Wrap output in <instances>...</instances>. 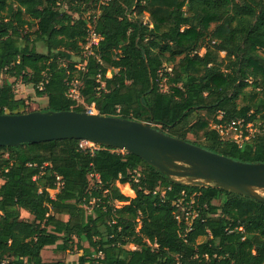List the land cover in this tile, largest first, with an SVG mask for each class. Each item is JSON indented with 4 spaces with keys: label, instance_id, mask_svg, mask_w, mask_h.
<instances>
[{
    "label": "trees",
    "instance_id": "trees-1",
    "mask_svg": "<svg viewBox=\"0 0 264 264\" xmlns=\"http://www.w3.org/2000/svg\"><path fill=\"white\" fill-rule=\"evenodd\" d=\"M94 16L103 40L85 59ZM4 75L15 81L0 85V115L29 113L21 81L48 99L42 112L153 116L173 138L264 164V0H0ZM73 82L81 104L68 95ZM240 121L262 131L242 146L213 128ZM80 144L0 147V264H264V204ZM191 206L198 217L187 220ZM52 247L81 255L46 262Z\"/></svg>",
    "mask_w": 264,
    "mask_h": 264
},
{
    "label": "water",
    "instance_id": "water-1",
    "mask_svg": "<svg viewBox=\"0 0 264 264\" xmlns=\"http://www.w3.org/2000/svg\"><path fill=\"white\" fill-rule=\"evenodd\" d=\"M146 123L75 111L0 115V147L60 140L91 142L136 155L175 183L217 187L264 204V164L235 161Z\"/></svg>",
    "mask_w": 264,
    "mask_h": 264
},
{
    "label": "built area",
    "instance_id": "built-area-1",
    "mask_svg": "<svg viewBox=\"0 0 264 264\" xmlns=\"http://www.w3.org/2000/svg\"><path fill=\"white\" fill-rule=\"evenodd\" d=\"M112 0H99L100 5H107L108 3H110ZM97 20H98V16H94L89 20V24H88V39H87V43L84 46V58L87 59L88 57H90L91 55H93L94 53V49L97 48L100 44V42L103 40L102 37L97 33ZM79 69L85 70L86 68V63H81L78 65ZM171 71V69L169 70ZM38 90L39 91H43L44 90V84H40L38 86ZM69 97L75 101H77V104H81L82 100L80 97V93H79V83L78 82H73L71 84V88L69 91ZM87 114L89 115H95L98 114L97 111L95 110L94 106L91 108H88ZM213 128L215 130H217L218 132H220L221 136L223 137V139L225 140L226 137L231 133V132H235V134L238 135V138L234 141H236L240 146L243 145V143L245 141L250 140L251 138H249V136H252L253 134H250V131L252 128H255V126L253 124H249L247 126H245L243 121L237 122V123H232L230 125H214ZM261 133V132H260ZM241 139V141L243 142L242 144H240L239 140ZM233 140V138H232ZM91 143V142H86V141H81L80 147L81 148H89L91 151H94L96 149H98L100 146ZM96 179H99L98 176H96ZM60 180V178H59ZM59 188L61 187V184H59L58 186ZM182 206V202L179 203V207ZM183 211H186V219L188 220L189 218L191 219H196L198 217V213L197 211L193 210V207L191 206L189 209H186L185 207L182 208ZM179 219V217H178Z\"/></svg>",
    "mask_w": 264,
    "mask_h": 264
},
{
    "label": "rangeland",
    "instance_id": "rangeland-1",
    "mask_svg": "<svg viewBox=\"0 0 264 264\" xmlns=\"http://www.w3.org/2000/svg\"><path fill=\"white\" fill-rule=\"evenodd\" d=\"M14 1V0H13ZM65 10H67V8L65 7ZM77 17V16H75ZM39 52H46L42 47L39 48ZM205 51L202 50L200 52V55H204ZM109 77V76H108ZM6 80L10 81V82H14L15 80L12 79H7V77L4 75L3 77H0V82L1 84H3ZM22 83L24 85L23 82L21 81H18V83L15 84V92H16V95L18 98H21V99H25L27 100V105H28V109L27 111L30 113V112H35V111H41L42 110L44 111L46 108H47V101L44 99V98H38L36 96V92L34 90V88L32 86H26L24 85V87H22ZM161 90L162 92H168L169 88L168 86L164 83H162V87H161ZM260 124L258 126H256L255 128H252L251 131H250V134H253L252 136H249V138H253L256 136V134H259L261 131V128H260ZM160 129V128H159ZM166 132V131H165ZM194 142L196 141L193 137H190ZM235 140V138L237 139L238 138V135L235 134V132H231L225 140ZM240 144H242L243 142L241 141V139H238ZM97 148V146H96ZM122 152V151H120ZM122 190H123V193L126 195V196H129V197H134L133 193L130 191V188L129 186L123 188L122 187ZM56 194V191L54 192H51V195L54 196ZM264 196V194H263ZM219 204V203H217ZM118 206L119 205H122V204H117ZM22 218L23 219H27L29 220V215H27V213H22ZM81 255V253H75V254H71V253H66V254H63V253H57L56 252V249L55 247H52V248H49L47 249L44 254H43V257H44V260L46 262H56V261H62V262H65V263H73L75 261L78 260L79 256Z\"/></svg>",
    "mask_w": 264,
    "mask_h": 264
},
{
    "label": "crops",
    "instance_id": "crops-1",
    "mask_svg": "<svg viewBox=\"0 0 264 264\" xmlns=\"http://www.w3.org/2000/svg\"><path fill=\"white\" fill-rule=\"evenodd\" d=\"M108 76H109V77H111V76H112V74H111V73H109V74H108ZM1 77H3V76H1ZM10 80H12V79H10ZM9 82H10V81H9ZM17 83H18V82H17ZM19 83H20V82H19ZM20 84H22V83H20ZM0 85H2V84H1V82H0ZM22 87H24V85H23V84H22ZM44 99H45V100L47 101V103H48V99H47V98H44ZM35 112H36V111H35ZM40 112H41V111H40ZM125 187H127V186H125ZM125 187H124V188H125ZM130 191L133 193V191H132L131 189H130ZM56 193H57V192H56ZM55 195H56V194H55ZM55 195H54V196H52V197H55ZM133 195H134V193H133Z\"/></svg>",
    "mask_w": 264,
    "mask_h": 264
}]
</instances>
